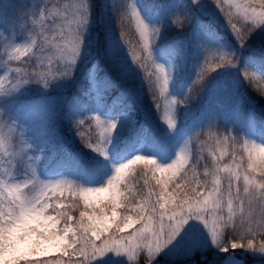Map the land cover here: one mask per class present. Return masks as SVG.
Segmentation results:
<instances>
[{
  "label": "snow or ice",
  "instance_id": "snow-or-ice-1",
  "mask_svg": "<svg viewBox=\"0 0 264 264\" xmlns=\"http://www.w3.org/2000/svg\"><path fill=\"white\" fill-rule=\"evenodd\" d=\"M0 264H264V0H0Z\"/></svg>",
  "mask_w": 264,
  "mask_h": 264
},
{
  "label": "trees",
  "instance_id": "trees-1",
  "mask_svg": "<svg viewBox=\"0 0 264 264\" xmlns=\"http://www.w3.org/2000/svg\"><path fill=\"white\" fill-rule=\"evenodd\" d=\"M129 39L133 40L134 42L139 40V36H138V34H135L134 29H133V33L129 36ZM249 91L253 93V95L256 97L257 101L260 100V97L255 93L254 89H250ZM257 106L259 107V103L257 104ZM77 215H78V213H77Z\"/></svg>",
  "mask_w": 264,
  "mask_h": 264
},
{
  "label": "rangeland",
  "instance_id": "rangeland-1",
  "mask_svg": "<svg viewBox=\"0 0 264 264\" xmlns=\"http://www.w3.org/2000/svg\"><path fill=\"white\" fill-rule=\"evenodd\" d=\"M54 255H59V253H55Z\"/></svg>",
  "mask_w": 264,
  "mask_h": 264
}]
</instances>
